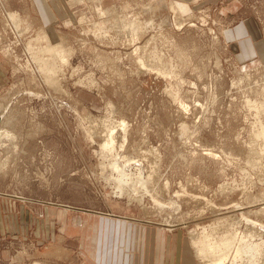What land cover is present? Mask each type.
Wrapping results in <instances>:
<instances>
[{
    "label": "rangeland",
    "instance_id": "rangeland-1",
    "mask_svg": "<svg viewBox=\"0 0 264 264\" xmlns=\"http://www.w3.org/2000/svg\"><path fill=\"white\" fill-rule=\"evenodd\" d=\"M0 132V264H264V0H0Z\"/></svg>",
    "mask_w": 264,
    "mask_h": 264
},
{
    "label": "crops",
    "instance_id": "crops-1",
    "mask_svg": "<svg viewBox=\"0 0 264 264\" xmlns=\"http://www.w3.org/2000/svg\"><path fill=\"white\" fill-rule=\"evenodd\" d=\"M102 227V226H99ZM93 228L90 230V232H92ZM154 235L158 234L160 235V233H154ZM155 237V236H154ZM166 241L156 244L155 241L153 242H147V243H140L139 244H132L130 246L131 250L128 252L129 255L125 252V256L127 257H123V252H122V248L118 247L116 248V255H115V264H125L124 263V259L128 260L127 262L129 264H166L165 262V256L167 253V250H170V247H168V243L166 245L165 243ZM92 248L89 250L84 249V252H82L83 257L89 261V263L93 264H104V262H102V248L109 246V244L107 243H103L102 242V238H99L98 241L93 242L92 244ZM141 247L140 250H138V248L134 249L136 251H132L134 247ZM116 246V245H115ZM138 253V254H137ZM127 263V264H128ZM107 264V263H105Z\"/></svg>",
    "mask_w": 264,
    "mask_h": 264
},
{
    "label": "bare ground",
    "instance_id": "bare-ground-1",
    "mask_svg": "<svg viewBox=\"0 0 264 264\" xmlns=\"http://www.w3.org/2000/svg\"><path fill=\"white\" fill-rule=\"evenodd\" d=\"M0 133H1V132H0ZM113 135H114V133H113ZM111 136H112V133H111ZM111 136L109 135V137H108V139H109V141H108L109 143H108V144L111 143L110 146L107 145V146L105 147V145H106V143H107V142H106L105 145H104V149H106L107 147L112 148L111 145H112V146L114 145V144H112V143H113V140H115V138H113V140H112V137H111ZM110 137H111V139H110ZM113 137H114V136H113ZM7 139H8V138H7ZM102 148H103V147H102ZM106 150H107V149H106ZM108 150H109V149H108ZM113 167L115 168L114 170H115L116 172H118V173H120V174H122V175L124 174L123 170H122V169H119V167H118L117 165H114ZM123 176H124V175H123ZM120 177H121V176H120ZM120 180H121V179H120ZM122 182H123V181H122ZM120 184H121V183H120ZM124 184H125V183H124ZM121 189H122V188H121ZM262 227H263V226H262ZM263 231H264V228H263ZM231 236H232V235H231ZM224 241H225V239H224ZM235 241H236V239H235ZM218 243H219V242H218ZM222 243H223V245H224V242H222ZM216 244H217V243H216ZM204 245H205V244H204ZM214 245H215V244H214ZM217 246H218V245H217ZM221 246H222V245H221ZM263 246H264V245H263ZM206 247H207V246H206ZM231 247H232V246H231ZM258 247H259V246H258ZM210 248H211V247H210ZM213 248H214V246H213ZM223 248H224V247H223ZM226 248H227V247H226ZM226 248H225V249H226ZM220 249H221V248H220ZM225 249H224V250H225ZM227 249H228V248H227ZM200 250H201V249H200ZM211 250H212V249H211ZM211 250H210V251H211ZM246 250H247V249H246ZM204 251H205V249H204ZM215 251H216V250H215ZM239 251H240V250H239ZM247 251H248V250H247ZM200 252H201V251H200ZM224 252H225V251H224ZM216 253H217V252H216ZM203 254H204V253H203ZM236 254H238V253H236ZM260 254H261V253H260ZM239 255H240V254H239ZM250 255H251V254H250ZM258 255H259V254H258ZM219 258H220V257H219ZM228 258H229V257H228ZM225 259H226V258H225ZM220 260H221V259H220ZM220 260L218 259V260H217L218 263L216 262V264H224V263H225L224 261H222V260L220 261ZM210 263L213 264V263H215V262H210Z\"/></svg>",
    "mask_w": 264,
    "mask_h": 264
}]
</instances>
